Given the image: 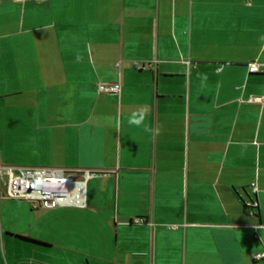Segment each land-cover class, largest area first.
Returning a JSON list of instances; mask_svg holds the SVG:
<instances>
[{
    "label": "crops",
    "instance_id": "1",
    "mask_svg": "<svg viewBox=\"0 0 264 264\" xmlns=\"http://www.w3.org/2000/svg\"><path fill=\"white\" fill-rule=\"evenodd\" d=\"M0 147L90 172L0 187V264H264V0H0Z\"/></svg>",
    "mask_w": 264,
    "mask_h": 264
},
{
    "label": "built area",
    "instance_id": "2",
    "mask_svg": "<svg viewBox=\"0 0 264 264\" xmlns=\"http://www.w3.org/2000/svg\"><path fill=\"white\" fill-rule=\"evenodd\" d=\"M17 1H23V0H17ZM248 70L249 72H253V71H257L258 70V66L256 63L252 62L249 64L248 66ZM121 90V84L120 82L114 81V82H103V83H98L97 85V91L98 92H102V93H106V94H119ZM250 100H257V98H251ZM8 169H10V175H9V179H7V187H6V196L8 197H12V198H26L31 200L32 204L34 207H42V208H54L58 205H65V204H76V205H83L84 204V200L83 201H76L75 203H64L61 202L60 198H57L55 196H46V197H30V195L27 194V184L25 183V190L24 191H20V189L18 188H12L10 185V181L11 178L16 177L18 178L20 181L25 182L26 180L28 181H32L36 178L37 174L39 173H45V174H49V172L53 171V170H60V169H53V168H27V167H18L16 170L18 171V173H15V169L8 167ZM2 170L4 171V167L0 166V172H2ZM62 171V174L64 175V171ZM84 176L85 179L89 176L90 172L88 170L84 171ZM49 177V176H47ZM68 177V176H67ZM253 191H256V185L254 183L251 184ZM55 194V192H54ZM244 205L249 209L250 213L254 212V208H256L258 206V203L256 200L254 199H250L248 201L244 202ZM141 220H137V222H140ZM264 257V252L263 253H257L254 255V258H262Z\"/></svg>",
    "mask_w": 264,
    "mask_h": 264
},
{
    "label": "bare ground",
    "instance_id": "3",
    "mask_svg": "<svg viewBox=\"0 0 264 264\" xmlns=\"http://www.w3.org/2000/svg\"><path fill=\"white\" fill-rule=\"evenodd\" d=\"M50 175L45 173L37 174L36 178L32 181L26 180L25 182L20 181L18 178H11L10 185L12 188H18L20 191H24L27 184V194L30 197H46V196H55L60 198L61 202L64 203H75L76 201H83L85 194V182L77 181L72 179L71 177H66L62 174L61 170H53L49 172ZM49 176V177H47ZM44 182L57 183L61 185L60 192L54 194V190L48 187L49 191H46L47 187L43 186ZM45 189L44 191L40 190ZM41 191V192H40ZM43 195V196H42Z\"/></svg>",
    "mask_w": 264,
    "mask_h": 264
},
{
    "label": "rangeland",
    "instance_id": "4",
    "mask_svg": "<svg viewBox=\"0 0 264 264\" xmlns=\"http://www.w3.org/2000/svg\"><path fill=\"white\" fill-rule=\"evenodd\" d=\"M0 153L4 157V148L0 147ZM2 164L4 165V163H2ZM8 165H9L8 167L15 169V171H14L15 173H18V171L16 169L19 167V165L15 164V163H11V164H8ZM2 167H4V166H2ZM63 171H64V176H66V177L67 176L71 177L72 179L77 180V181H85V176H84L83 172L76 171V170H63ZM9 175H10V169H8V168H4V171L2 170V172H0V187H4L5 195H6L5 190H6V187H7V179H9ZM43 186L47 187L46 191H49V189H48V187H49L52 190H54L55 193H57V191L60 192V189H61V185H59L57 183H51V182H44ZM40 190L44 191L45 189H43V188L41 189V187H40ZM8 198H12V197H8ZM15 199L16 200L17 199L26 200V201H30L31 202V200L26 199V198H15Z\"/></svg>",
    "mask_w": 264,
    "mask_h": 264
}]
</instances>
